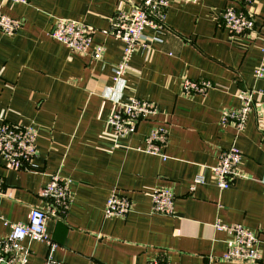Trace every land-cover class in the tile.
Wrapping results in <instances>:
<instances>
[{
  "label": "crops",
  "instance_id": "0c3cea01",
  "mask_svg": "<svg viewBox=\"0 0 264 264\" xmlns=\"http://www.w3.org/2000/svg\"><path fill=\"white\" fill-rule=\"evenodd\" d=\"M227 5V0L171 1L163 41L154 43L151 53H134L122 96L153 101L158 112L116 142L109 124L116 106L104 93L123 55L122 43L108 33L120 1L0 0L3 13L24 23L12 36L0 31V126L8 121L39 130L38 155L28 170L9 169L0 157L1 215L27 222L33 207H47L39 192L60 173L73 181V202L65 216L48 222L59 261L249 264L222 259L228 234L216 228L221 222L242 224L258 236L259 264H264V78L254 76L264 53L259 43L235 38L224 27ZM234 5L249 8L241 1ZM250 9L257 24H264V0H255ZM57 18L94 26V43L106 48L104 59L74 52L55 39ZM185 76L212 80L215 87L205 96H187ZM251 88L258 92L255 108L238 135L221 124V116L227 108L239 109V91ZM161 126L170 131L166 160L144 151L148 134ZM233 144L243 152L241 175L221 190L210 168ZM204 167L206 182L191 191ZM115 188L134 204L125 219L105 216ZM155 188L175 194L173 215L153 213ZM10 231L0 221V239ZM25 245L31 248L28 264H45L46 244L27 239Z\"/></svg>",
  "mask_w": 264,
  "mask_h": 264
},
{
  "label": "built area",
  "instance_id": "2783aa9c",
  "mask_svg": "<svg viewBox=\"0 0 264 264\" xmlns=\"http://www.w3.org/2000/svg\"><path fill=\"white\" fill-rule=\"evenodd\" d=\"M29 4L31 0H3ZM120 6L114 16L111 30L108 32L122 43L123 55L121 60L114 65L113 85L105 90V97L113 101L115 111L109 118V124L113 130V137L118 142L137 131L139 124L158 112L155 102L131 96L123 100L122 96L127 89L125 75L129 70L130 61L135 52L143 50L151 53L153 45L161 42L162 34L167 27V18L172 0H141L132 3L131 0H119ZM189 3H197L199 0H183ZM228 5L222 14V23L229 30L231 36L244 38L250 44L257 42L264 53V24H257L255 12L250 7L255 0H227ZM242 2L248 10L236 7L234 2ZM131 4L129 10L125 5ZM24 23L3 13L0 9V31L8 36L15 35ZM97 29L83 21L72 18H57L52 36L65 44L74 52L91 56L94 60H103L105 45L95 44L94 38ZM254 76L257 80L264 78V64L257 67ZM215 87V83L209 79L194 80L185 76L182 83V92L187 96L197 94L205 96ZM254 88L239 91L238 98L241 106L239 109L227 108L223 110L221 124L232 126L237 134L246 129L250 114L255 108ZM262 94V92H259ZM39 130L36 127L21 125L4 121L0 126V156L4 159L6 167L13 170H28L38 155L37 138ZM170 131L167 126L155 127L146 138L144 151L160 156L166 160V147L169 141ZM118 145V144H117ZM243 159L242 150L233 144L222 151L218 162L210 169L214 183L221 190H227L239 177L240 164ZM204 167L199 172L191 185L194 191L200 183L206 182ZM72 179L56 173L40 190V198L47 203L43 208L35 206L31 209L27 222H11L0 213V221H3L11 229L8 236L0 239V264H28L31 248L25 245L27 239L46 244L48 248L45 264H66L54 258V252L58 243L48 231V222L51 218L65 216L73 202ZM3 180L0 178V194H4ZM153 213L173 215L175 212V194L168 189L155 188L151 194ZM133 201L128 195L121 193L117 188L113 189L107 200L106 218H127L133 210ZM216 228L228 234L227 250L222 256L224 261L236 263L259 264L261 254L259 250L260 239L250 229L242 224H223L218 222ZM149 264H165L153 261Z\"/></svg>",
  "mask_w": 264,
  "mask_h": 264
},
{
  "label": "trees",
  "instance_id": "16d2710c",
  "mask_svg": "<svg viewBox=\"0 0 264 264\" xmlns=\"http://www.w3.org/2000/svg\"><path fill=\"white\" fill-rule=\"evenodd\" d=\"M8 122V121H7ZM11 123H13V122H11ZM1 157V156H0ZM6 165V164H5Z\"/></svg>",
  "mask_w": 264,
  "mask_h": 264
}]
</instances>
